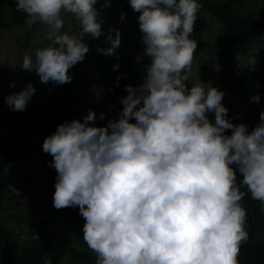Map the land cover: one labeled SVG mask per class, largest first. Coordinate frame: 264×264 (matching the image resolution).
I'll return each mask as SVG.
<instances>
[{
    "label": "clouds",
    "instance_id": "clouds-1",
    "mask_svg": "<svg viewBox=\"0 0 264 264\" xmlns=\"http://www.w3.org/2000/svg\"><path fill=\"white\" fill-rule=\"evenodd\" d=\"M129 2L139 13L151 63L140 85L126 86L118 119L96 126L89 110L82 122L65 121L44 139L42 150L57 172L53 206L79 207L83 239L96 264H239L249 235L237 172L251 197L264 204V111L249 132L227 117L224 92L212 82L197 79L187 86L198 46L190 39L202 7L197 0ZM96 4L17 0L27 26H47L51 41L34 57L25 54L21 69L36 71L43 84L70 83L69 70L89 51L84 37L103 35ZM62 12L75 17L78 30L61 31ZM106 39L111 46L98 51L111 55L121 43L120 30L110 28ZM35 91L29 83L8 95L9 109L24 111ZM259 101V94L251 97Z\"/></svg>",
    "mask_w": 264,
    "mask_h": 264
},
{
    "label": "trees",
    "instance_id": "trees-1",
    "mask_svg": "<svg viewBox=\"0 0 264 264\" xmlns=\"http://www.w3.org/2000/svg\"><path fill=\"white\" fill-rule=\"evenodd\" d=\"M197 2L202 7L198 10L190 39L195 40L198 45L192 63L193 67L195 61L197 62L198 70L193 74L191 69V76L186 84L190 88L191 83L197 79L208 82L209 67L205 65L208 61V64L213 65L209 76L213 86L221 85L228 90L236 89L235 95L244 97L245 100L259 94V103L251 102L250 106H245L244 102L237 104L234 99H229L228 103L224 104L228 109L227 117L235 124H246L251 132L260 123V112L264 111V0H197ZM16 3L17 0H0V43L10 36L14 42L12 46L18 49V53L24 50L25 54L30 55L33 53L32 47H36L32 46L34 32L42 24L38 22L28 27L26 14L16 10ZM106 3L110 6H104ZM95 7L98 18L102 21L103 35L98 38L84 37L89 45V51L83 61L73 66L69 73L73 80L71 86H68L69 92L75 90L81 98L85 95L90 97L80 100L67 95V99L70 104H77L76 107H80L77 118L80 117L81 122L89 110H92L95 113V125L104 126L109 120L119 118L123 107L121 98L127 95L126 86L131 85L134 79L140 80L142 73L146 75L151 58H139L141 52L145 55V46L141 42L143 33L139 28V13L132 9L129 0H97ZM121 13L125 14L123 20ZM62 15L64 20L65 15H69L74 23L73 30H78L77 21L72 14L62 12ZM25 26L28 27L27 30L23 29ZM110 28L120 30L121 43L113 54L107 55L98 49H107L111 46V42L106 39ZM211 30L216 34L213 39L204 36V33ZM112 36L115 38L114 31ZM243 54L250 57L248 68L232 64L231 59H238ZM214 57L218 61L231 60L226 72L216 69ZM253 59L254 64H249ZM117 64L119 67H114ZM5 65L4 61L0 64V153L8 151L12 159H16L24 147L28 148L32 144V138H25L26 129L29 126L34 127L42 118L45 119L49 109L36 119L24 111H11L6 103V97L17 91L8 85L14 80V76L5 75L3 72ZM257 67L259 71L255 75L256 79L251 74ZM77 69L79 72H76ZM143 77L135 86L143 82ZM254 81L261 88L250 95L251 91L248 90ZM44 97L45 102L37 103L53 106L63 104L54 93ZM246 102L249 103L248 100ZM243 106L246 108L241 109L242 114L237 117L234 110ZM207 115L214 123L215 113L210 112ZM17 121L22 122L21 130L17 132V141L15 143L3 141L2 134ZM131 122H135L134 118ZM54 123L57 126L61 124L57 119ZM52 125L38 130L47 137L56 131ZM35 130L34 127V130L30 131V136H33ZM226 134L230 135L231 130H226ZM21 159L23 160L17 159V166L0 162V264H45V258L50 259L51 264H96L97 255L88 248L86 242L83 243L86 246L84 248L82 242L71 233L75 231L73 227L78 226L82 228L83 235L85 219L80 214L79 207L70 206L62 210L65 216L63 220L69 224L66 226L59 225L53 215L48 214L56 210L52 200L55 192L52 187L55 186L50 185L51 181L55 184L57 178L55 168L50 166L53 157L48 154L46 158L47 172L40 166L30 163L25 156L22 155ZM233 167L235 168V165ZM241 179L237 172V184L241 191L246 192L241 204L247 212L245 227L249 239L246 242L248 249L244 250L239 258L246 257L245 264H264V204L251 197V193L240 183ZM10 193L11 197L8 196ZM43 197L45 198L43 212L37 214L34 210L35 203ZM21 202L24 204L23 208L19 207Z\"/></svg>",
    "mask_w": 264,
    "mask_h": 264
},
{
    "label": "rangeland",
    "instance_id": "rangeland-1",
    "mask_svg": "<svg viewBox=\"0 0 264 264\" xmlns=\"http://www.w3.org/2000/svg\"><path fill=\"white\" fill-rule=\"evenodd\" d=\"M65 14V13H64ZM65 25L64 28L61 30L62 32H72L73 30V26L74 23L71 19V17L69 15H65ZM63 17V15H62ZM100 19V18H99ZM76 24L78 25V21L76 22ZM40 28H38L33 35V39H32V46H36V47H32L33 49V53L30 54L31 56H35V52L37 49L42 48V47H46L49 43H51V41H49L47 39V32H48V28L45 25H39ZM15 30H17V28H13ZM23 29L27 30L28 27H23ZM6 30V29H5ZM17 32V31H16ZM11 34V33H10ZM204 36H210V39L215 38L216 34L214 33L213 30H211L210 32L207 31L206 33H204ZM37 37V38H36ZM15 41V39H14ZM13 38L12 37H6L4 40H2V42L0 43V64L4 61L6 62L5 68H4V73L5 75H7L8 77L10 76H14V80H12L11 82H15V87H11L12 89H15L17 92H19L20 90L26 88V86L31 83L34 88L36 89L34 95L32 96L31 100L27 103L26 108L24 110V112H26V114L28 116H30L33 119H36L38 116H43L44 113L49 109V113L47 115V117H45V119L42 118V120H39L35 123V132L33 134V136H30V131L34 130L33 126H29V128L26 129V135L25 138H32V144L28 146V148H23L22 152L19 154V157L16 159H12V157L10 156L11 154L8 151H2L0 153V162L4 163V164H12L13 166H17L16 162L17 159L18 161H21L23 159H21L22 155L25 156V159L28 160L30 163L35 164L36 166H40L41 168H43L46 172L48 171V168L46 167V158L48 156V153H44L42 150V144L44 139L46 138L45 135H43L39 130H43L44 127L48 126V125H52L54 120L57 119L58 123H61L65 120H79V118H77L79 112V108L80 107H76L77 104H70L69 100L67 99V95L72 96L74 98H80V100H85L88 99L90 96L85 95L83 98L80 97V95H78V93H76L75 90H72L71 92L68 91V86H71L72 80L70 83H66L63 85L54 83L52 81L48 82V84H43L40 81V77L39 75L36 73V71H26V70H22L21 69V63L23 60V56L25 54L24 50L21 51L20 50V55L18 53V49L16 47H13ZM249 54V51H247ZM27 54V53H26ZM248 54H243L241 55V57H239L238 59H231L232 64H240L241 67H246L248 68V60H249V56ZM146 58L148 57L147 55H143V52H141L140 57L139 58ZM214 59L215 61V67L216 69H218L219 71H225L228 68V65L230 64V61H225V60H217L215 57ZM19 60V61H18ZM207 61V60H205ZM197 62L195 61V63L193 64V74L197 73ZM209 62H205V65L209 67L208 69V75H207V80L208 82H211V80L209 79L210 73H211V66L213 67V65L208 64ZM208 64V65H207ZM73 70V67L69 70V73ZM248 71V70H247ZM253 71V77L257 79V75L258 74V67L256 69H254ZM76 72H79V70L77 69ZM143 73H142V77H143ZM197 76V75H195ZM141 77V79H142ZM140 79V80H141ZM140 80L134 79L132 82V86H135L138 84V82H140ZM50 83V85H49ZM213 84V83H212ZM10 86V83L8 84ZM215 87H217L218 90H221L224 92V96L223 99L221 101V103L227 104L229 99H234L235 102H237V104H245V106H250L251 103V97H247V99L245 100L244 97H238L235 95V92L237 91L236 89H231L230 90L226 89L224 86L222 87L221 85H216ZM236 87V86H234ZM251 89L248 90V88H246L248 91H251V93H249L250 95L252 94V92L259 90L261 87H258L256 85V81H254L251 84ZM232 92H234L232 94ZM40 93V95H39ZM54 93L56 97H58L59 100H61V102L63 104H58V106H53L50 104H38V101H42L45 102V97L44 96H51V94ZM89 94V93H88ZM90 95V94H89ZM36 100V101H34ZM249 101L246 102V101ZM246 107H241L239 109H235V115L241 116L242 114V110H244ZM242 109V110H241ZM65 113H67V115H65ZM65 115V116H64ZM22 126V122L21 121H17L10 129L8 128L5 131V134H2V140L3 141H9L10 143H15L16 137H17V132L19 130H21ZM52 126H54L57 129V125L54 123ZM39 128V130H38ZM24 138V137H23ZM10 154V155H9ZM47 173H45L46 175ZM52 184V186H55L54 183H52V181L50 182V185ZM53 189H55L54 187H52ZM8 192V191H7ZM8 196H12V194L10 193ZM52 197V196H51ZM47 199V198H46ZM52 199V198H51ZM53 200V199H52ZM19 202V201H18ZM45 202V198H40L37 203H35L34 206V210L37 212V214H41L43 212V207L45 206L44 204ZM21 208L24 207V204L21 202L20 206ZM46 209V208H45ZM56 209V208H55ZM59 209V210H54L52 212H49L48 214L53 215L54 220L62 226H66L69 225L66 223L65 220H63V218H65V216L63 215V210ZM65 210V209H64ZM39 212V213H38ZM57 214V215H61V216H56L53 214ZM52 218V217H50ZM73 229L75 231H72L71 233H74L76 238L79 239V242H82V244H85V241L83 239V235L82 233V228L78 227V226H74ZM79 235V236H78ZM83 244V247L86 248V246ZM242 245V244H241ZM89 248V247H88ZM90 249V248H89ZM91 250V249H90ZM92 251V250H91ZM93 253H95L94 251H92ZM96 254V253H95ZM239 264H245V262L247 261L246 257H243L242 259H238Z\"/></svg>",
    "mask_w": 264,
    "mask_h": 264
}]
</instances>
